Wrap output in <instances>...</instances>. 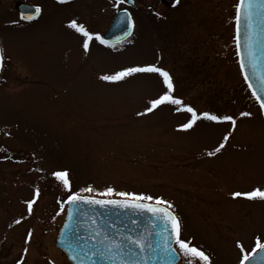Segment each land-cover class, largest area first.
<instances>
[{
	"label": "rangeland",
	"instance_id": "374dc122",
	"mask_svg": "<svg viewBox=\"0 0 264 264\" xmlns=\"http://www.w3.org/2000/svg\"><path fill=\"white\" fill-rule=\"evenodd\" d=\"M134 1L131 38L115 48L93 41L85 55L69 22L102 35L117 11L113 0H0V264H70L54 242L69 193L51 173L64 168L72 192L111 186L172 202L182 238L202 246L212 264H239L235 242L250 252L257 235L264 239V201L230 197L264 187V116L237 67V0ZM19 3L38 5L40 16L19 21ZM150 63L170 73L184 104L234 116L221 153L204 154L228 123L201 120L178 131L190 114L172 105L137 115L163 91L157 74L98 79ZM36 189L29 214L25 201Z\"/></svg>",
	"mask_w": 264,
	"mask_h": 264
},
{
	"label": "snow or ice",
	"instance_id": "6c2138e0",
	"mask_svg": "<svg viewBox=\"0 0 264 264\" xmlns=\"http://www.w3.org/2000/svg\"><path fill=\"white\" fill-rule=\"evenodd\" d=\"M60 3H66L67 0H58ZM128 2V0H113V7L118 12H122L117 19V24L122 23L127 17L128 35H131V29L134 27V22L127 9H120V5ZM179 3V0H175ZM236 21V55L240 57L241 72L245 73V64L241 51L240 42V21L245 22V36L243 49L248 55V66L256 73L259 62V57L256 55V47L260 43L257 33L261 22H264V0H237L234 5ZM41 13L39 6H34L32 10L25 7L21 14L22 19L32 20L38 17ZM68 27L78 33L81 37V48L86 55L90 51V46L93 41H98L102 45H109V42L102 38L99 33H93L82 24L78 23L75 19L71 20ZM4 63L3 50L0 49V69ZM137 74H157L161 79L163 91L156 98L150 99L147 103L148 106L144 109L143 113L137 115H145L151 113L163 105L175 106V111H184L190 114L186 122L177 126L178 131L187 132L197 125L198 121H208L211 123H228L231 125L228 132H226L222 140L211 150L206 151L204 154L208 157H215L225 148L229 141L230 136L233 134L236 126V119L232 115H218L213 112L203 111L197 112L190 105L183 103L182 99L174 95V83L170 73L157 66L155 63L144 65H133L120 68L117 71L101 74L98 79L109 84H116L125 81L128 78L134 77ZM245 81H249L248 75H244ZM260 90L264 92V73L258 77ZM249 89L252 90L253 97L256 98L260 105L262 114H264V96H261L255 87L249 83ZM240 116L248 117L251 113L241 112ZM8 133H5L7 135ZM0 151H3L0 148ZM52 177L58 181L63 189L68 192L66 201L61 203V210H64V205L67 204V220L64 223V229H71L73 222L79 227V220L74 221V211L71 206L79 204H88L93 206L119 207L124 209L133 210L134 214L142 215L144 212L150 214L147 226L142 232H127L124 234H117L115 237L109 235L105 231H101L96 226V220L89 218L90 231L85 236H78V241H83L82 244L77 243L78 252H74L71 257L73 260L79 259L80 264H84L85 258L91 260L92 257H101L107 260L109 264H148L149 260L155 259L156 256L167 258V264H173L172 257L182 256L185 264H212V258L202 246H196L191 240L182 238V222L174 212V205L172 202L164 199L163 197H153L144 193H133L126 191H116L113 187H106L103 191L95 190L91 185L80 189L78 192H72L70 172L67 168L53 171ZM96 193V195H81L80 193ZM40 191H34L33 198L25 201L29 214L32 211L33 204L39 197ZM101 197V198H97ZM113 197H119L116 199ZM232 199L243 198L249 201L260 200L264 201V187H253L249 191H233L230 193ZM75 215L79 216L77 211ZM86 215V214H85ZM163 222V223H158ZM133 225H137L138 221L130 219ZM20 223V220L15 221ZM31 230L25 239V243L31 238ZM155 235L158 239L153 241L151 237ZM236 247L240 251L239 264H247L252 261V264H257L258 261H264V239L260 235L254 238V245L251 251H247L242 242L237 240ZM28 249L25 248L24 252L27 253ZM257 252L260 253L257 256ZM17 264H22L18 261Z\"/></svg>",
	"mask_w": 264,
	"mask_h": 264
},
{
	"label": "water",
	"instance_id": "95a60500",
	"mask_svg": "<svg viewBox=\"0 0 264 264\" xmlns=\"http://www.w3.org/2000/svg\"><path fill=\"white\" fill-rule=\"evenodd\" d=\"M125 4L128 6H133V1L128 0V2H126ZM25 7H27L29 10H32L33 8V6L31 5H24V4L17 5V10L20 18ZM120 15H122V12H118L114 16L109 28L102 35V38L107 40L109 42V45L119 44L130 37V35L127 34L129 31L127 26V17H125L122 23H120L119 25L117 24V19ZM23 20H27V19H23ZM132 29H131V33H132ZM234 36H236V21L234 25ZM244 36H245V22L241 20L240 21V42L242 46L241 51L243 55V61L245 64V73L248 75L249 81L246 82L244 79L245 73L241 72L240 57L237 56L239 70L250 94L252 95V90L249 89L248 87L249 83H251L255 87V90L261 96H264V92L260 90V85L257 79V77L261 73H264V22H261L257 33V37L260 40V43L256 47V55L259 57V62L255 74L253 73L252 68L248 66V55L247 52L243 49ZM235 49H236V42H235ZM253 98L260 108V105L257 102L256 98L255 97ZM71 207L73 208L74 211V221L76 220L80 221L79 227H77V225L73 222L71 229H64L63 231H61L65 221L67 220V209L69 208V206L66 205V214H65L64 222L61 228L59 229L55 240L56 248L60 249L65 253L66 258L70 262V264H80L79 259L73 260L71 257L74 255V252L79 251V249L77 248V243L80 244L83 243V241H78L77 237L85 236L90 231V228L88 227L90 222L89 218L95 219L96 226L99 227L101 231H105L113 237H115L118 233L124 234L127 232L134 233V232L144 231L145 227L147 226L148 219L150 218V214L147 212H144L142 215H137L134 214L133 210L131 209H124L119 207L102 208L100 206H93L88 204H79ZM77 211L80 213L79 216L75 215ZM130 219L137 220L138 221L137 225L131 224L129 222ZM158 223H163V222L158 221ZM151 239L155 241L158 238L155 235H153ZM256 255L259 256L260 253L257 252ZM172 261L173 264H177L178 257H172ZM84 264H109V262L101 257L94 256L92 257L91 260L85 258ZM148 264H167V258L158 255L156 256L155 259L149 260ZM247 264H252V261L247 262ZM257 264H264V261H258Z\"/></svg>",
	"mask_w": 264,
	"mask_h": 264
}]
</instances>
